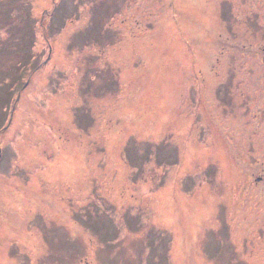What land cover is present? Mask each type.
<instances>
[{
	"label": "rangeland",
	"instance_id": "1",
	"mask_svg": "<svg viewBox=\"0 0 264 264\" xmlns=\"http://www.w3.org/2000/svg\"><path fill=\"white\" fill-rule=\"evenodd\" d=\"M0 264H264V0H0Z\"/></svg>",
	"mask_w": 264,
	"mask_h": 264
},
{
	"label": "trees",
	"instance_id": "2",
	"mask_svg": "<svg viewBox=\"0 0 264 264\" xmlns=\"http://www.w3.org/2000/svg\"><path fill=\"white\" fill-rule=\"evenodd\" d=\"M55 6V5H54ZM56 7V6H55ZM54 15V14H53ZM53 15L51 16V17H53ZM12 89H10V91H11Z\"/></svg>",
	"mask_w": 264,
	"mask_h": 264
}]
</instances>
